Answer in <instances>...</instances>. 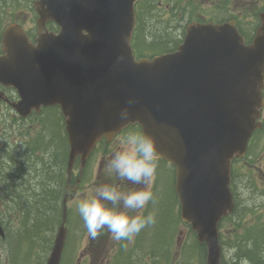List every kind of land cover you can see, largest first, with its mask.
<instances>
[{
  "label": "water",
  "instance_id": "95a60500",
  "mask_svg": "<svg viewBox=\"0 0 264 264\" xmlns=\"http://www.w3.org/2000/svg\"><path fill=\"white\" fill-rule=\"evenodd\" d=\"M137 1L37 0L39 27L52 21L59 32L30 47L8 29L0 83L17 89L22 117L60 107L68 182L75 159L82 168L102 138L129 125L154 138L160 160L174 167L180 220L205 244L206 264H221L217 226L233 211L231 161L244 154L262 105L264 13L248 45L233 21L189 24L175 52L137 59L131 47ZM68 187L46 264H60L74 193Z\"/></svg>",
  "mask_w": 264,
  "mask_h": 264
},
{
  "label": "rangeland",
  "instance_id": "374dc122",
  "mask_svg": "<svg viewBox=\"0 0 264 264\" xmlns=\"http://www.w3.org/2000/svg\"><path fill=\"white\" fill-rule=\"evenodd\" d=\"M209 1H215L216 4L219 3L220 6L224 7L225 5L220 4L224 3L228 0H155V6H152L153 12L152 17L155 20V23L160 24H166L170 25L169 20L171 19V22L174 24H171V28L173 31L177 34H181L183 30H185V27L188 23L189 15H192L190 19H193L197 16H199L202 12L201 10L207 9L205 4ZM236 2V5L239 7L242 6V2L244 0H229ZM247 12H248V21L243 25V31L247 34L250 33L248 30L249 25L251 23L256 24V18L254 17V14L257 13L258 9V3L255 0H247ZM179 2V3H178ZM161 4V5H159ZM156 5H158L159 10L156 8ZM183 7V10L181 8ZM202 7H204L202 9ZM178 8V9H177ZM177 9V11H173ZM148 9L147 11H150ZM181 12L180 15V24L173 21V17L176 16L178 13ZM182 18L185 19V21H182ZM177 24V25H176ZM181 37V36H180ZM59 114V113H58ZM55 114L54 111L50 110L49 112H46L43 119V114L40 116L41 119V126L39 130L48 129V127L54 126V118ZM7 119V116H3L0 114V125L1 123ZM52 119V120H51ZM59 124L61 127H63V121L61 116L59 115ZM3 129V128H2ZM1 129V130H2ZM26 129V126H25ZM30 130V129H29ZM135 134L134 130H127L125 132V135ZM30 135L33 137L34 140L35 137L39 135V132L31 131ZM60 134H58L59 136ZM62 135V134H61ZM126 138V137H124ZM124 143L120 150L123 148ZM108 160V159H107ZM107 162L105 163V165ZM102 166L100 169V173H98V167L96 164V161H93L92 167L89 169L90 172H92L93 176H91L92 181L90 182L89 179V188L87 191V194L84 198H87L94 194L95 189L99 187L102 184H109L112 185L110 182V174L112 175V171H108L106 166ZM78 166L73 171V174H77ZM159 163L157 166L156 171H159ZM111 172V173H110ZM164 174L169 176L170 171L167 169V167H164L163 169ZM98 173V175H96ZM162 174V175H161ZM97 176V177H96ZM166 176V177H167ZM94 177V178H93ZM96 177V178H95ZM155 173L151 179L150 185L152 181L154 180ZM157 177L162 178L161 184L158 186L157 189H155V192H157L159 195L155 198L156 204L159 202L160 205L163 206L164 210L161 211L162 217L159 215L160 211L157 209V205L154 203L153 206H151L148 211L147 215L149 213H152L155 218V222L147 227H145L143 230L138 233L134 239L133 243H136L138 241V237L142 238V242L140 244L142 250L140 248H135L132 259L133 263L135 264H205V254H203V251L198 246L196 236L195 234L190 230V227L185 225L184 223L180 222L178 219V209L176 211V206L174 208V205L176 204L173 200L174 196L172 194V191L170 192L171 188V178L169 177L168 182L165 183L163 173L159 171V175ZM65 182V178L63 179ZM139 188H142V185H138ZM156 188V187H155ZM29 193V192H28ZM27 193V194H28ZM167 193V198L165 197ZM166 201L169 203V205L166 203ZM165 202V204H163ZM78 205V199H74L69 203L70 207V218H75L77 214H75V210H77ZM2 205H0V211L2 210ZM140 210H135L132 215H141ZM155 212L158 215H155ZM257 212L253 210V208H249V211L243 215L241 219V223L244 222V224H248L251 220V218L256 215ZM176 220H179V222H175ZM170 221V222H169ZM237 219L226 221L224 222L220 227V240H221V253H222V259H224V262L227 264H233L230 263L232 259V255H229V250L231 249V244H241L244 247V239H242V236H238L239 242L237 243V240H232V236L230 234L232 230V223H234V227L239 226L240 224H236ZM12 223L15 225L17 229L13 231ZM55 228H53L50 232V238L52 233H54V237L58 228V225H54ZM15 232L21 233V227L19 226V221L16 219V217H11L10 224L6 225V233L7 238L5 240L0 239V264H45L52 245L53 240L50 245V247L46 246V243L43 242L41 239H34L31 235H24L22 236L21 240H26L27 243H24L23 241H20V248H17V240ZM242 232V229H241ZM49 235V234H46ZM103 237L98 239L92 238L87 233L81 234L80 228H73L71 232L68 234L67 243L65 245L62 260L60 264H105L106 259L108 258V264H127V259L130 250L132 248L124 247L120 248L118 251L119 244H121V241H116L113 239L112 234L107 230V233L102 235ZM25 237L27 239H25ZM33 239V241H32ZM128 243H130L129 240H124ZM33 245L32 247H29L30 245ZM124 246H128L126 243ZM150 247V251L152 250L153 254L150 257H144L138 258L139 253H144L145 250H147ZM10 248V249H9ZM149 251V252H150ZM240 255H242V250H236ZM114 252V253H113ZM16 253V254H15ZM112 253V254H111ZM15 254V255H13ZM13 255V256H12ZM86 256H89V261L86 258ZM204 257V258H203ZM144 259V260H143Z\"/></svg>",
  "mask_w": 264,
  "mask_h": 264
},
{
  "label": "flooded vegetation",
  "instance_id": "af4514ba",
  "mask_svg": "<svg viewBox=\"0 0 264 264\" xmlns=\"http://www.w3.org/2000/svg\"><path fill=\"white\" fill-rule=\"evenodd\" d=\"M0 57L5 55L3 50V39L4 33L12 27V39H20L21 36H24L29 44L35 45L36 39L40 33H57L58 28L54 25L53 22L47 21L44 23L42 28L38 25V14L36 11V0H0ZM222 2V0H220ZM205 4L207 9L201 10V14L194 18L195 22H213V23H222L225 21L235 22L236 27L239 30V26L245 25L248 21V12H247V0L242 2V6L239 7L236 5V2L230 1L228 3H220L225 5L224 7L220 6L219 3L216 4L215 1H209ZM204 7H202L203 9ZM245 39V44H250L253 36L248 40L245 35H242ZM262 95V105L259 109V115L255 120L256 128L253 130L251 136L249 137L247 144L245 146L244 155L242 157L234 158L231 163V173H230V184L229 188L232 194L234 209L228 220L237 219L236 224L239 226L234 227L232 223V230L230 232L232 236L233 243L237 240L239 242L238 236L241 235L244 239V247L249 249L254 245L258 244L259 248H262V252L258 253L256 259L264 261V204L259 206L252 207L254 211L257 212L254 215L250 222L244 224L241 223L243 215L249 211V207L243 206V201L238 192V183L240 180L246 178L248 182V187H250L253 194L264 195V78L261 87ZM19 101L18 92L12 86H7L0 83V111L1 108L10 115L11 119H18L19 125L24 123L26 129L24 128L21 131V127L17 128L16 131L11 130L9 133V127L6 126L1 130L0 125V151L1 149H7V151L14 150H23L24 146H27L28 143H32L33 137L30 135L31 131L41 132V119L40 116L45 115V109L39 110V112L31 111L26 117L19 118L15 110H13L12 105ZM135 128H138L135 126ZM30 129V130H29ZM126 129L117 134L110 141L102 139L93 149L89 158L87 159L86 165L82 172H78L76 179L71 181V185L77 184V179L79 180L76 188V194L74 199H84L89 188V179L92 181L91 176L92 172L89 169L93 165V161H96L98 167V173L100 169L105 165L108 168V162L112 158L113 154L120 150L122 147L125 138ZM135 134H140L138 130L135 131ZM55 158V154L52 155ZM108 159V160H107ZM39 171L34 174H29L28 179H34L38 177ZM96 173V175H98ZM111 173V172H110ZM110 174V182L112 185L118 186L121 191L128 192L130 190H139L138 185H133L131 182L126 180H121L114 172ZM10 178H8V183L15 181L16 177L12 176L10 173ZM33 176V178H32ZM8 177V176H7ZM97 177V176H96ZM95 177V178H96ZM94 178V177H93ZM10 186V185H9ZM10 193V187H9ZM39 196V194H37ZM72 200V201H73ZM135 211H129V215H132ZM242 229V232H241ZM87 232V231H86ZM107 229L104 228L100 230L98 237L102 238ZM253 234V235H251ZM261 241V242H260ZM233 246V245H231ZM236 255V252L234 254ZM245 253L242 258L247 257ZM258 257V258H257ZM89 259V256H86ZM254 259V258H253ZM144 260V259H143ZM127 264H135L133 260H130ZM140 264V263H138ZM264 264V262H263Z\"/></svg>",
  "mask_w": 264,
  "mask_h": 264
},
{
  "label": "trees",
  "instance_id": "16d2710c",
  "mask_svg": "<svg viewBox=\"0 0 264 264\" xmlns=\"http://www.w3.org/2000/svg\"><path fill=\"white\" fill-rule=\"evenodd\" d=\"M144 1L141 0L137 4V25L133 33V47H147L155 54L174 51L176 46L181 43L185 31L183 30L181 34L176 35V32L170 26L174 24L171 19L169 20L170 25L155 23L150 2ZM152 6H155V3ZM150 8L151 10L147 11ZM177 9L173 11H177ZM181 10H183V7ZM261 12H264V0H261L257 9V13ZM257 13L254 14L255 18H257ZM180 15L181 12L173 17V21L177 24L180 22ZM256 27V24L251 23L248 29L249 31H255ZM239 31L243 34L240 28ZM50 110L58 112L57 108H51L46 112ZM58 120L59 114L54 120V126L48 127L47 130L43 129L32 143H28L27 146L23 147L22 151L16 150L14 152L12 148L9 152L7 149H1L0 151V205L3 206L0 211V219L4 220L5 229L6 225L10 224L11 217H16L19 221L22 232L14 233L15 238L19 240L17 248H20V241L27 243L26 240H21L24 235H31L36 240L41 239L46 243V246L50 247L54 233L50 238L48 232L55 228L54 225H59L62 217V193H60V190L65 183L63 179L67 168L68 147L64 128L60 126ZM58 134L60 135L58 136ZM53 153L55 158L52 157ZM158 163L160 170L163 171L166 164L163 161ZM37 171L41 172L38 177L32 180L31 178L28 179L30 173L34 174ZM10 173L16 179L14 182L8 183ZM163 175L167 176L166 174ZM171 181L170 192L172 191L174 196L173 178ZM158 195L156 193V196ZM165 197L167 198V193ZM160 216L162 217L161 214ZM175 222H179V220ZM12 227L13 231L17 229L13 223ZM25 239L27 238L25 237ZM231 245L236 250H242V255L237 251V256L234 255L235 253L233 254L231 263L240 264L242 256L247 253L248 256L245 258L248 259L249 264H263V260H257L256 256H253L258 255L257 252H262V248H259L258 244H253L249 249L243 247L242 243ZM32 246L31 244L29 247ZM198 246L205 254V246L199 243ZM149 254L150 256L153 254L152 250Z\"/></svg>",
  "mask_w": 264,
  "mask_h": 264
},
{
  "label": "clouds",
  "instance_id": "9594fccd",
  "mask_svg": "<svg viewBox=\"0 0 264 264\" xmlns=\"http://www.w3.org/2000/svg\"><path fill=\"white\" fill-rule=\"evenodd\" d=\"M127 117L128 113L125 110L121 113V118ZM159 159L155 140L148 134H130L125 138L123 148L113 154L108 162V168L121 180L143 187L124 192L118 186L102 184L95 189L93 195L79 200L77 205L79 216L92 238L106 228L116 241H130L142 229L155 222L152 213L129 215V211L144 209L152 200L153 193L149 185ZM238 192L245 207L264 204V195L253 194L246 178L239 181ZM235 252L236 249L232 248L229 255ZM240 264H249V261L242 258Z\"/></svg>",
  "mask_w": 264,
  "mask_h": 264
},
{
  "label": "bare ground",
  "instance_id": "6f19581e",
  "mask_svg": "<svg viewBox=\"0 0 264 264\" xmlns=\"http://www.w3.org/2000/svg\"><path fill=\"white\" fill-rule=\"evenodd\" d=\"M261 242V241H260ZM248 256V255H247ZM254 256V255H253ZM258 258V257H257ZM250 263V262H249Z\"/></svg>",
  "mask_w": 264,
  "mask_h": 264
}]
</instances>
